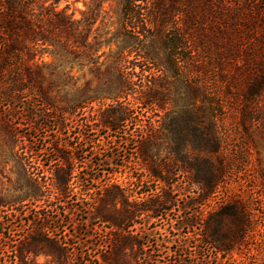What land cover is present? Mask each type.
<instances>
[{"label": "trees", "instance_id": "1", "mask_svg": "<svg viewBox=\"0 0 264 264\" xmlns=\"http://www.w3.org/2000/svg\"><path fill=\"white\" fill-rule=\"evenodd\" d=\"M57 1L0 0V165L16 162L27 176L22 198H0V207L29 200L39 208L16 259L203 264L242 246L249 217L232 199L209 214L201 235L192 229L234 164L223 154L224 124H255L264 139V0H92L80 19ZM86 148L102 168L134 165L141 175L128 190L108 183L89 194L86 174L74 175ZM38 158L47 179L33 173ZM188 186L198 190L194 201ZM175 208L183 221L168 219ZM155 222L182 230L147 229ZM65 224L109 233L91 244L84 234L82 257Z\"/></svg>", "mask_w": 264, "mask_h": 264}, {"label": "rangeland", "instance_id": "2", "mask_svg": "<svg viewBox=\"0 0 264 264\" xmlns=\"http://www.w3.org/2000/svg\"><path fill=\"white\" fill-rule=\"evenodd\" d=\"M91 1L92 0H58L56 2V7L59 10H64L71 14L75 19H80L82 13L87 10ZM114 8V4H112V7L110 8V2L105 4L106 10H114ZM109 16L114 17L112 11L109 13ZM45 60H49V58H45ZM237 123V119H235L226 122L223 127V130L228 134L226 139L228 145L224 146L225 150L223 154L234 162L232 170L227 174L223 184L220 185V188L210 200L200 207L199 211L201 214L199 223L201 225L196 226V228L192 230L197 231V233L201 235L202 232H204V222L209 214L214 211L217 212L219 208H221L222 205H225L226 202L230 201V199H232V207H237V203L245 208V212L249 217L250 227L249 230L247 229L246 231V234L248 235L242 246L230 252L228 255L223 256L214 254L203 264L208 262H210L209 264H264V139L259 136L257 125L254 124L248 128L245 126L240 127ZM76 133L77 130H74L71 136L74 137V134ZM104 134L105 131L102 130L97 136V139H100L102 144L99 150H95V152H98L99 154H102V152L107 149L106 146H104V144L107 145L106 135ZM40 136L42 135L38 134V138L36 139H39ZM27 146L28 147L26 148L31 151V148L38 145L33 146L27 142ZM39 147L42 146L39 144ZM33 150L35 151L36 149L34 148ZM95 152L91 153V150L86 148L83 153L85 163H83L82 166L76 167L74 170V175L77 177H83L86 174L91 188L89 194L96 189L98 190V188L106 187V184L108 183L121 185L124 189L128 190L132 185L131 182L135 180L133 177L141 175V170L136 169V167H139L134 165L127 169H124V167L117 169L110 167L102 168L99 166L100 163L98 161L100 157L95 156ZM29 154L30 153H28V155ZM34 155H39L40 157V153H34ZM133 159L134 158H132L131 161ZM125 160L127 161L128 159ZM43 163H45V161H42L41 158L34 160V167H36V170H34L33 173L35 175L38 174L41 178L47 179V177L50 176V173L43 166ZM21 166L22 165H19L16 162H9L5 167H3L2 164L0 165V198L7 201H16L22 198L24 192L27 191V176L22 171ZM153 187L155 188V186ZM195 188L196 187L194 186H188L186 189L185 193L188 197L186 200L187 202L197 199L199 193ZM74 192H76V190ZM180 193L182 194V192ZM74 198L76 199L77 196H74ZM30 204V201L27 200L24 203H11L5 205L3 208L0 207V239H3L1 244H4L3 249H6L1 263L59 264L57 258L50 257L44 253H37V256L27 254L28 257H25L22 261L16 259L17 254L12 253L13 250L16 249L17 244L23 240L28 234V231H30L29 224L26 220L31 215V212L33 211L34 214L39 210L38 207ZM191 211L193 212V210ZM185 213H188V211ZM33 214L31 218L33 217ZM75 215L77 216L75 217L76 219H81L82 214L76 213ZM189 215L192 214L190 213L188 216ZM186 217L187 216L184 213L181 214L177 208L168 212V219L183 221ZM138 222H141V220H138ZM164 224L166 225L162 226L160 222H157L156 224L148 226L147 229H152L154 231L157 230L160 233H164V231L167 230L166 233L168 234L170 232L169 230H177L176 228L179 229L178 231L182 230V228H180L181 226L179 227L178 225H175L170 227L166 222H164ZM65 226H67L64 228L66 231L65 233H67V238L65 237V240L67 239L74 241V243L76 242V245H78L76 247L78 249H75V251L81 254L82 257H84L83 255L87 252L86 247L89 246L88 244L94 243L98 240H100L98 242H101L106 236V233H109V230L106 227L99 224H96V226L79 225V228L82 229V234L78 228L75 231L76 234L74 230L71 232V226L67 224H65ZM232 226L234 227V225L231 224V227ZM134 228H140V224L137 223ZM84 234L87 236H93V241L89 240L87 242L88 244H85L88 237ZM75 236H77V238ZM69 244L72 243L69 241ZM68 248L71 249V247ZM134 257L133 253L128 254L129 260L134 259ZM14 259H16V261Z\"/></svg>", "mask_w": 264, "mask_h": 264}]
</instances>
